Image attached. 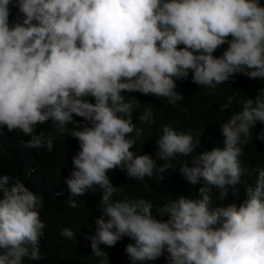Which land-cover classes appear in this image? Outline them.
Instances as JSON below:
<instances>
[{
    "label": "clouds",
    "instance_id": "obj_1",
    "mask_svg": "<svg viewBox=\"0 0 264 264\" xmlns=\"http://www.w3.org/2000/svg\"><path fill=\"white\" fill-rule=\"evenodd\" d=\"M11 132L0 264H264V0H0Z\"/></svg>",
    "mask_w": 264,
    "mask_h": 264
},
{
    "label": "trees",
    "instance_id": "obj_2",
    "mask_svg": "<svg viewBox=\"0 0 264 264\" xmlns=\"http://www.w3.org/2000/svg\"><path fill=\"white\" fill-rule=\"evenodd\" d=\"M28 138H23L21 135L17 133H6L3 136H0V158L1 160H5L8 158L9 153L13 152L16 147L24 148V144ZM19 153H23V149L17 148Z\"/></svg>",
    "mask_w": 264,
    "mask_h": 264
}]
</instances>
